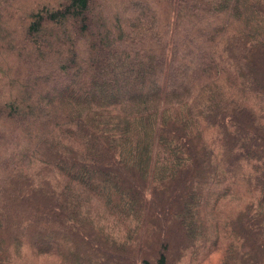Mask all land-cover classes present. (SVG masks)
<instances>
[{"label": "trees", "instance_id": "16d2710c", "mask_svg": "<svg viewBox=\"0 0 264 264\" xmlns=\"http://www.w3.org/2000/svg\"><path fill=\"white\" fill-rule=\"evenodd\" d=\"M157 5L0 0V264H264V0Z\"/></svg>", "mask_w": 264, "mask_h": 264}, {"label": "rangeland", "instance_id": "374dc122", "mask_svg": "<svg viewBox=\"0 0 264 264\" xmlns=\"http://www.w3.org/2000/svg\"><path fill=\"white\" fill-rule=\"evenodd\" d=\"M162 0H152V9L154 11H158L157 13H159L160 15L163 14V10H164V5H162V8L158 7L157 2H161ZM112 7L115 9L116 8V3H114L112 5ZM126 15V17H133V13L130 12H126L124 13ZM10 63V65L15 62V58L13 56H11L10 58H8L7 60L5 59L4 55L0 52V69L7 67L8 65L6 64ZM2 73H0L1 75ZM217 256V255H216ZM22 264H59V259L55 256L52 255H38L33 253L31 250L26 249L24 251L23 254V261Z\"/></svg>", "mask_w": 264, "mask_h": 264}]
</instances>
